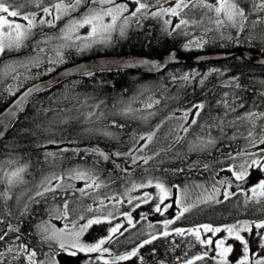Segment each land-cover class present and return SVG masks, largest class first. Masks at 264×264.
I'll return each mask as SVG.
<instances>
[{"label": "snow or ice", "instance_id": "obj_1", "mask_svg": "<svg viewBox=\"0 0 264 264\" xmlns=\"http://www.w3.org/2000/svg\"><path fill=\"white\" fill-rule=\"evenodd\" d=\"M145 19L159 22L165 36L186 37L184 50H202L218 41L219 46L243 44L264 52V28L256 31L258 26H264V0H0V91L16 96L23 83L19 81L21 70L31 74L24 79L40 75L32 72L34 68L54 72L71 50L82 53L96 46H111L116 39L126 38L134 27H143ZM45 28L55 29V32H47ZM240 57L243 58V53ZM168 59L174 61L178 57L170 52ZM250 59L255 60V57ZM143 63L151 69L163 67L162 62ZM78 71L85 76L93 75L90 69ZM223 74L220 69L212 68L206 74L192 72L173 76L172 80L195 89L204 87L209 76ZM9 81L19 83L14 87ZM51 83L37 84L20 93L7 117L0 120L3 125L0 136L16 122L17 113L25 111L29 98L42 90H50ZM260 84L264 85V81ZM222 86L230 91H224L208 103L201 101L182 109L178 130H172L171 141L161 150L171 151L187 164L188 171L208 170L210 163L202 160L205 154L210 155L211 150L224 141H244L242 146L222 153L225 163L218 170L213 169L211 190L195 185L201 192L194 199L187 186L170 184L160 176L129 179L136 167L147 166L161 155L160 151L148 154L145 150L163 121L155 130L133 137V146L123 152L93 146L83 150L84 156H81L80 148L71 147L76 143L74 140H57L50 136L38 145L58 148V152L45 151L46 162L70 151L81 160L85 156L96 159L42 176L23 196L17 195L14 189L30 183L25 178L30 161L20 162L13 154L15 144L0 146L8 150L7 159L0 160V264H121L132 258L144 264L140 249L170 236L183 238L190 248L199 246L192 255L185 251L182 264H264V218L223 225L203 223L187 228L172 227L192 208L224 203L238 194L243 197L244 207L255 205L256 210L264 213V175H252L256 171L264 174V87L249 89L235 75ZM249 91L251 95L247 94ZM102 103L89 105L87 101L77 100L73 110L78 111L79 116L61 117V122L65 126L73 122L80 125L79 131L83 134L114 140L116 133L112 129H123L125 125L115 119L102 123L105 116L100 111ZM159 103V99L149 97L144 104L147 116L131 104L121 108L120 113L135 118V114L141 112L146 119L155 115L150 110ZM85 107L87 112L82 110ZM43 111L52 112V109ZM58 111L70 110L66 105ZM168 118H174V114ZM54 127L55 122L48 128L41 126L35 134L51 133ZM22 131L32 134L28 129ZM181 149H186L183 156ZM192 155L197 159L189 163L185 158ZM117 161H122L123 165ZM109 162L126 180L123 190L117 186L116 191H110L115 178L102 171V166ZM171 171L185 173L186 169L179 166ZM225 172L230 175L216 178ZM76 181L81 182L79 187ZM149 188L155 191H145ZM85 200L90 202L85 203ZM49 201L57 203L49 205L43 215L38 216L35 207ZM147 204H152L151 212L165 217L157 222L160 229L149 232L130 250L114 252L112 245L120 237L148 219L147 212H141L135 221L132 215ZM125 206L128 210L122 211ZM174 206L175 215L166 217ZM103 225H107L106 235L87 238L95 227ZM155 227L149 224V228ZM170 243L179 246L175 240Z\"/></svg>", "mask_w": 264, "mask_h": 264}, {"label": "trees", "instance_id": "obj_2", "mask_svg": "<svg viewBox=\"0 0 264 264\" xmlns=\"http://www.w3.org/2000/svg\"><path fill=\"white\" fill-rule=\"evenodd\" d=\"M17 2H20V0H17ZM261 28H264V26H258L256 31H261ZM45 31L55 32V29L45 28ZM199 31L202 34V30ZM192 34L194 35L195 32ZM186 39L183 35L175 37L165 36L159 22L154 19H145L143 27H134L128 32L126 38L116 39L111 46H96L82 53L76 51L72 53L71 51L70 54L66 55L67 62L61 68L88 58L105 55H137L158 58L173 51L184 52L185 50L182 45L186 42ZM207 48L212 54L244 48L264 57V52H261L257 48H249L243 44L240 46H219V42H215L210 43ZM212 68L220 69L224 73V78L214 75L204 88L196 87L192 90L180 92L176 86L171 87L170 78H166L165 80L160 79L161 76L169 72L198 71L203 74L209 72ZM234 75L239 76L241 82L249 89L252 87L257 89L264 87V85L260 84V81H264V67L252 65L244 57L238 56L219 62H186L182 65L171 67L162 74L153 76L127 70L98 72L93 73L92 76H81L63 81L50 88V90L41 92L28 103L25 111L14 124L10 134L0 143V146L15 144L17 148L13 154L20 159V162L30 161L28 174L25 177L30 183L19 186L17 189H14V192L17 195L23 196L28 188L42 176L49 175L52 172H59L61 169H67L77 164L83 165L85 161L96 159L93 156H85L81 160L80 156H74L70 151L60 154L55 159L50 158L46 162L44 157L45 151L58 152V148L56 145H47L46 148H40L38 145L44 143L50 136L57 140L61 138L65 141L74 140L76 143L71 145V147L80 148L82 150L81 156H84L83 150L93 146L105 151L123 152L133 146V137L155 130L161 121H163V124L160 126L153 141L149 144L148 149L145 150L148 154L160 151L161 155L150 161L147 166L136 167L133 170L132 177H129V179H138L140 176H160L170 184L187 186L193 199L201 192V189L194 188L195 185H204L211 190L212 178L215 176L213 169L218 170L225 163L222 153L242 146L244 144L243 140L224 141L218 145V148L211 150L210 155L205 154L202 160L210 163L211 167L208 170L188 171L187 164H183L181 160L173 156L171 151L163 152L161 150L166 148L171 141L172 130H178L180 123L178 118L182 115V109L201 101L208 103L224 91H230V89L223 87L222 84ZM155 94L160 96L161 104L150 110L155 113L154 116L145 119L142 118L141 112H137L135 118L121 115V108L131 104L134 109H141L144 112V116H147L144 104L149 97ZM247 94L251 95V91ZM15 97L8 95L7 91H0V113L13 102ZM77 100L81 102L87 101L89 105L102 101L100 111L105 114L102 123L108 124L111 120L115 119L125 125L123 129H112L116 133V139L112 140L83 134L79 131L80 125L74 124V122L65 126L61 122V117L68 119L69 117L79 116V112L73 110V105L77 103ZM66 105L70 111H58L65 108ZM49 107L52 109V112L43 111ZM178 109L181 111H177ZM82 110L84 112L88 111L87 107ZM212 111L215 112V109ZM173 114L174 118L169 119L168 117H173ZM53 122H55V127L51 133L45 131L41 135L35 134V130L41 126L48 128ZM23 129L31 130L32 134L22 131ZM7 151L4 147H0V160L7 159ZM184 151L186 149H181V156H183ZM185 159H188L190 163L191 159H197V157L192 155L190 158ZM117 162L123 165L122 161ZM179 166L185 167V173L174 174L171 169ZM164 169L168 171H162ZM102 171L115 178V183L111 184L110 191H116L117 186L123 190L126 180L120 176L119 170L115 169L112 163L104 164ZM74 183L79 187L81 182L76 181ZM88 202L90 201L85 200V203ZM55 203L57 201H49L48 204L38 205L35 207V211L38 216L43 215V210ZM76 203L78 204L79 201H76ZM257 208L258 206L255 205L244 207L243 198H233L224 203L200 204L187 212L178 221V224L197 223L203 219H212L216 225H222L236 220L264 218V213L256 210ZM123 209L126 210L127 207H123ZM152 231L156 230L148 229L143 225H136L135 228H131L129 232L125 233V236L120 237L112 245L113 251L122 252L130 250Z\"/></svg>", "mask_w": 264, "mask_h": 264}, {"label": "water", "instance_id": "obj_3", "mask_svg": "<svg viewBox=\"0 0 264 264\" xmlns=\"http://www.w3.org/2000/svg\"><path fill=\"white\" fill-rule=\"evenodd\" d=\"M177 55L178 59L174 61H169L168 56L169 54H166L162 57L158 58H149L144 56H137V55H109V56H98V57H92L88 58L82 61H79L73 65L58 69L55 71L52 75H50L47 78L41 79L37 81L36 83L24 88L21 92L27 90L28 88L34 87L37 84H46L49 82L51 83V87H54L58 85L59 83L69 80V79H75L79 78L82 75L78 69L84 68V69H90L93 73L98 72H105V71H118V70H127L132 71L136 73H140L143 75L153 76V75H159L164 72H166L169 68L182 65L183 63H203V62H219V61H225L228 59H232L234 57L240 56L241 53H243V57L252 65L255 66H261L264 67V57H261L259 55L254 54L248 49L244 48H238L233 51L229 52H220V53H213V54H188L182 51H173ZM251 57H255V60H251ZM143 61H149L150 63H160L162 62L163 67L159 69H151L148 64L143 63ZM129 65H132L131 67ZM68 73V74H65ZM45 90H42L43 92ZM19 92L13 102L7 106L0 114V120H4L7 117L8 110L12 107L14 101L17 99V97L20 95ZM40 92V93H41ZM33 94L29 100L25 104V109L28 105V103L38 94ZM23 112H18L16 121L20 117V115ZM9 129H4V134L0 136V143L3 142L7 136L10 134L14 124ZM3 128V125L0 124V129Z\"/></svg>", "mask_w": 264, "mask_h": 264}, {"label": "rangeland", "instance_id": "obj_4", "mask_svg": "<svg viewBox=\"0 0 264 264\" xmlns=\"http://www.w3.org/2000/svg\"><path fill=\"white\" fill-rule=\"evenodd\" d=\"M71 51H72V53L75 52V50H71ZM66 62H67V59H66V61L63 64H60V65L56 66V70L55 71H57L59 68H61ZM32 72L33 73H40V75L35 77V78L24 79V76H31V74L30 73H25V72H23V70H21L22 74H21V76L19 78V81H23V83H22L19 91L17 92V94L19 92H21L24 88H26V87L36 83L37 81H39L41 79H44L45 77L50 76V75H52L54 73V72H44L43 67L39 68V69H35L34 68V69H32ZM193 72L199 73L198 71H193ZM187 73H192V72H180V71H178V72H169V73L161 76L160 79L165 80L166 78H170V81L172 83L171 87L172 86H176L180 92L181 91L192 90L194 88L191 85L182 86V84H183L182 81L173 82V80H172L173 76H177L178 77L181 74H187ZM203 74H206V73H203ZM212 77H214V75L213 76H209V79H208L206 85L208 84V82L210 81V79ZM218 77L219 78H224V74L220 75ZM197 79H199V76L197 77ZM19 81H10L9 83H11L15 87L19 83ZM204 87H200V88H204ZM151 98L153 100L159 99L160 103L158 105L161 104V98H160L159 95H157V94L152 95ZM228 175H230V174L225 172V173H221L220 177H216V178L218 179V178H221V177H226ZM252 175L254 177H260L261 175H264V174H261L259 171H256V172H253ZM252 182H255V181L253 180ZM145 191L152 192V191H155V189L149 188V189H145ZM173 192L175 193V189H173ZM136 194L137 193H133L132 195H136ZM233 198L241 199L243 197L238 194L237 197H233ZM221 199H222V197H221ZM166 202H170V201H166ZM125 207H127L126 210L123 209V208L121 210L122 211H127L128 210V206H125ZM151 207H152V204L142 205V207L137 209L135 212H133L132 215H133L134 221H135V220L139 219V214L141 212L149 213L148 219L144 220V221H141L137 225H143V226H145L148 229H154V230L158 231L160 229L161 225H159L157 222L158 221H162L165 217H161L158 213L151 212L150 211ZM174 215H175V206L172 209H169V212L165 214V216H167L168 218H172ZM150 223L153 224V225H156V227L155 228H149V224ZM203 223H211L213 225H216V223H214V221L212 219H210V220L209 219H203L201 222H197V223L190 222L189 224H184V223L178 224V221H177L176 224L173 225L172 227H177L178 226V227L187 228V227H192V226H195V225H198V224H203ZM228 224H230V223H228ZM57 226H60V224L57 223ZM106 227H107V225L95 227L90 232V234L88 235L87 238L92 240V239H95V238H97L99 236L106 235V231H105ZM187 239L191 240L192 238L188 237ZM173 240H175L176 244L179 245L178 247H174L170 243V241H173ZM198 249H199V246H197L196 248H190L188 246V244L185 242V240L183 238H181V237L170 236V237H167V238H163L162 237L161 239H158V240L154 241L153 244L146 245L144 248L140 249V255L143 256L144 264H182V260H183L185 251H187L189 253V255H192L193 253L197 252ZM114 252H116V251H114ZM124 252L125 251H122L120 253H124ZM121 264H139V262L137 261L136 258H132L129 261L121 262Z\"/></svg>", "mask_w": 264, "mask_h": 264}, {"label": "flooded vegetation", "instance_id": "obj_5", "mask_svg": "<svg viewBox=\"0 0 264 264\" xmlns=\"http://www.w3.org/2000/svg\"><path fill=\"white\" fill-rule=\"evenodd\" d=\"M184 51V50H183ZM185 53H188V54H194V53H198V54H202V55H204V54H212L211 52H209V49L207 48V46L204 48V49H202V50H196V49H193V50H191V51H187V50H185L184 51ZM167 217V216H166Z\"/></svg>", "mask_w": 264, "mask_h": 264}]
</instances>
